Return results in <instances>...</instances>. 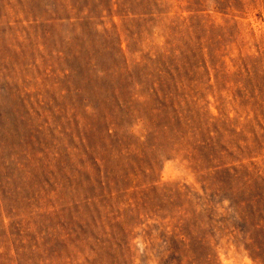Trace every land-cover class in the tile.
I'll use <instances>...</instances> for the list:
<instances>
[{
  "label": "rangeland",
  "instance_id": "obj_1",
  "mask_svg": "<svg viewBox=\"0 0 264 264\" xmlns=\"http://www.w3.org/2000/svg\"><path fill=\"white\" fill-rule=\"evenodd\" d=\"M0 264H264V0H0Z\"/></svg>",
  "mask_w": 264,
  "mask_h": 264
}]
</instances>
